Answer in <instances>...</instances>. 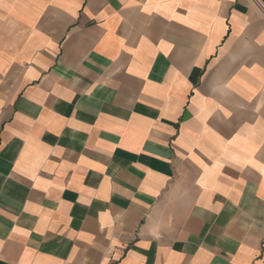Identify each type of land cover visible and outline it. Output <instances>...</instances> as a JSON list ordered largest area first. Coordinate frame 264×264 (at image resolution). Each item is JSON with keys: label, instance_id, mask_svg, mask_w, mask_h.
Segmentation results:
<instances>
[{"label": "crops", "instance_id": "1", "mask_svg": "<svg viewBox=\"0 0 264 264\" xmlns=\"http://www.w3.org/2000/svg\"><path fill=\"white\" fill-rule=\"evenodd\" d=\"M0 264H264V0H0Z\"/></svg>", "mask_w": 264, "mask_h": 264}]
</instances>
